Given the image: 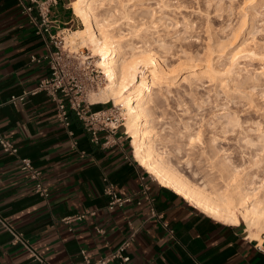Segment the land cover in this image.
<instances>
[{
    "label": "crops",
    "instance_id": "1",
    "mask_svg": "<svg viewBox=\"0 0 264 264\" xmlns=\"http://www.w3.org/2000/svg\"><path fill=\"white\" fill-rule=\"evenodd\" d=\"M68 2L56 0L51 7L52 34L60 37L79 23ZM27 4L0 0V133L19 150L12 156L0 146V218L31 250L14 245L0 222V264H40L32 250L48 264H87L83 251L95 263L128 239L130 262L109 264H264V244L250 240L242 224L216 221L158 186L136 161L122 129L109 145L105 133L96 143L72 112V138L57 120L54 99L29 94L51 74L47 61L32 58L43 59L52 47L37 11L25 12ZM24 94L23 102H10ZM103 110L99 103L92 107ZM20 159L41 172L47 197L36 193ZM109 184L133 202L109 210ZM88 212L95 215L64 221Z\"/></svg>",
    "mask_w": 264,
    "mask_h": 264
},
{
    "label": "rangeland",
    "instance_id": "2",
    "mask_svg": "<svg viewBox=\"0 0 264 264\" xmlns=\"http://www.w3.org/2000/svg\"><path fill=\"white\" fill-rule=\"evenodd\" d=\"M75 1L68 2L72 14ZM94 3L97 17H108L111 32L127 38H123L125 48L133 42L140 50L156 53L160 63L170 72L173 70L175 75L170 76L178 77L177 81L194 73L205 75L207 66H212L214 75L202 76L200 83H175L170 94L163 92L166 103L156 109L152 123L160 160L219 203L230 192V184H242L247 193L264 195V0ZM77 19L76 27L64 35L66 41L72 32L84 28ZM66 41L65 48L85 52L100 71L103 85L88 98L90 103H98L109 82L97 65L99 58L88 45L78 41L71 47ZM99 105L106 110L115 108L125 123L121 108L115 107L113 101ZM185 122L187 129L183 128ZM121 129L127 131L125 127ZM191 135L199 139L194 145L188 144ZM125 137L131 146L132 139L128 134ZM249 139L255 144L249 145ZM227 157L239 164L236 174L227 176L206 168ZM259 159L263 162L252 164ZM235 210L240 216V206Z\"/></svg>",
    "mask_w": 264,
    "mask_h": 264
},
{
    "label": "bare ground",
    "instance_id": "3",
    "mask_svg": "<svg viewBox=\"0 0 264 264\" xmlns=\"http://www.w3.org/2000/svg\"><path fill=\"white\" fill-rule=\"evenodd\" d=\"M94 4V0H76L72 4L74 14L82 21L84 28L72 32L65 41L71 47L78 41L88 45L93 55L99 58L97 65L103 70L109 82L102 90L98 103L106 104L113 101L115 107L121 108L125 120L124 126L132 139L131 146L136 161L161 187L171 190L205 215L231 226H238L243 222L248 238L262 246L264 244V195L249 194L242 184L233 185L234 187L230 184L231 187H228L230 192L219 203L218 200L205 195L200 188L192 186L187 180L174 174L160 160V149L154 140L153 115L158 107L166 103L164 99L167 98L163 97V92L170 94L175 83H181V85L200 83L202 76L214 72L212 66H207L205 75L194 73L182 76L183 78L177 81L178 77L170 76L174 73L173 70L171 69L170 72L165 68L166 66L160 63L156 53L147 49L140 50L141 47H136L133 42L129 48L127 47L128 49L125 48L123 43L126 37H118L111 32L108 17L99 19L94 12ZM238 54L235 56L238 57ZM186 124L183 127L185 129L188 126ZM196 140L199 141L191 135L188 144L194 145ZM247 143L251 146L255 144L253 139H249ZM214 157H217V153ZM262 162L263 159H259L252 164L256 166ZM206 168L229 176L236 174L240 167L237 161L233 162L227 157L219 163L207 165ZM237 206L241 209L240 216L235 210Z\"/></svg>",
    "mask_w": 264,
    "mask_h": 264
},
{
    "label": "built area",
    "instance_id": "4",
    "mask_svg": "<svg viewBox=\"0 0 264 264\" xmlns=\"http://www.w3.org/2000/svg\"><path fill=\"white\" fill-rule=\"evenodd\" d=\"M55 4L56 0H28V4L24 6V10L27 14H32L37 11L38 18L41 20L40 26L42 31L49 36L52 47L43 59L38 57L32 58V61L37 63L42 62V60L47 61L51 74L41 82L37 89L29 94L36 95L40 92H45L54 99L57 106V120L68 131L72 138L74 137V132L71 129V113L73 112L76 117L83 122L86 131L91 134L94 142L99 143V135L105 133L106 137L104 144L109 145V139L117 135L121 128L125 127L123 119L115 108L97 112L92 111V107L95 104L88 101L89 95L92 92L99 91L101 85H103V79L99 76L100 71L93 63L91 57L86 56L85 52H75L65 48L64 35L68 30L63 29L62 37L58 34H52L53 22L51 19V7ZM27 95L28 94L13 96L10 102L13 104L17 101L23 102ZM123 134L127 136V131H123ZM0 146L4 152L9 155L17 156L19 153L15 144L10 139L4 137L1 133ZM20 164L21 169L30 173L31 179L36 182V193L43 197H47L48 191L45 189L41 181V172L33 167L29 159H20ZM146 174L148 175L147 172ZM105 193L110 197V203L108 205L109 210H115L116 208H121L124 205L133 202V199L130 196H120L112 184L108 185ZM142 194L147 197L148 188L143 187ZM87 214L95 215L94 212H88L86 214L65 219L64 221L67 223L73 220L82 221ZM0 222L13 234L14 245L22 244L30 249L28 244L24 241L22 234L11 229L1 218ZM164 226L167 228V225ZM100 233H103V231H100ZM170 233L173 234L172 231H170ZM130 246L131 240L128 239L124 241L115 252L95 263L91 262L84 251L82 253L87 264H109L116 260H119L122 263H128L130 262V256L127 255V251ZM32 252L36 261L40 264H48L33 250Z\"/></svg>",
    "mask_w": 264,
    "mask_h": 264
},
{
    "label": "trees",
    "instance_id": "5",
    "mask_svg": "<svg viewBox=\"0 0 264 264\" xmlns=\"http://www.w3.org/2000/svg\"><path fill=\"white\" fill-rule=\"evenodd\" d=\"M156 183V182H155ZM157 184V183H156ZM158 185V184H157ZM159 186V185H158ZM165 190H167V189H165ZM170 192V191H169ZM173 194V193H172ZM181 200H183L184 201V199L183 198H181L180 196H178Z\"/></svg>",
    "mask_w": 264,
    "mask_h": 264
}]
</instances>
